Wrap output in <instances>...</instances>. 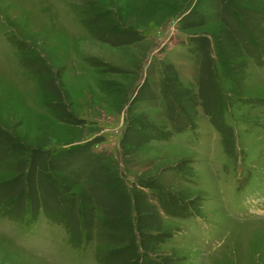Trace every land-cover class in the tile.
Listing matches in <instances>:
<instances>
[{"label":"rangeland","instance_id":"374dc122","mask_svg":"<svg viewBox=\"0 0 264 264\" xmlns=\"http://www.w3.org/2000/svg\"><path fill=\"white\" fill-rule=\"evenodd\" d=\"M0 264H264V0H0Z\"/></svg>","mask_w":264,"mask_h":264}]
</instances>
